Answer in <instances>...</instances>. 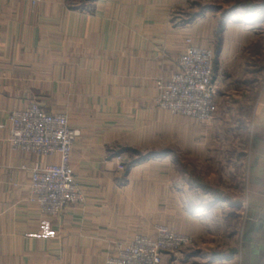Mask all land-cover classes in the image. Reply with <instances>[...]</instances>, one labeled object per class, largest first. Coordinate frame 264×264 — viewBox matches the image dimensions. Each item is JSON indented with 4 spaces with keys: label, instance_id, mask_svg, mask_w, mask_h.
Segmentation results:
<instances>
[{
    "label": "crops",
    "instance_id": "1",
    "mask_svg": "<svg viewBox=\"0 0 264 264\" xmlns=\"http://www.w3.org/2000/svg\"><path fill=\"white\" fill-rule=\"evenodd\" d=\"M210 5L212 0H42L36 6L0 0V264H105L136 236L154 238L159 210L200 219L193 212L228 205L205 182L212 139L204 124L156 104L158 82L179 72L187 41L196 45L192 31L208 19ZM191 10L193 20L185 22ZM241 15H230L227 24ZM258 97L257 170L253 158L248 192L261 197L244 206L264 210V90ZM33 104L48 114H67L80 134L71 166L83 202L59 217L31 203L28 190L34 168L58 158L16 151L8 141L9 115ZM148 179L150 190L144 191ZM212 194L214 204L207 206L205 196ZM245 236L246 249L253 240ZM237 257L234 252L221 262Z\"/></svg>",
    "mask_w": 264,
    "mask_h": 264
},
{
    "label": "rangeland",
    "instance_id": "2",
    "mask_svg": "<svg viewBox=\"0 0 264 264\" xmlns=\"http://www.w3.org/2000/svg\"><path fill=\"white\" fill-rule=\"evenodd\" d=\"M86 1L90 0H82V3ZM212 3L207 7L208 19L192 31L191 36L198 37L196 45L192 38L190 40L196 47L211 48L215 52L218 113L213 122H200L207 130V138L212 139L207 145L205 173L209 179L205 182L209 189L216 186L221 192L217 197L227 200L228 205L193 212L198 213L196 217L202 216L200 219L188 211H157V229L167 228L188 240L174 254H165L169 257L164 258L163 264H264V210L244 206L247 202L257 203L261 197L248 192V187L253 158L257 170L259 148L253 147V118L258 96L264 90V0H212ZM237 12L244 14L243 17L233 25L227 24L230 15ZM245 14H250L249 18L244 17ZM188 15L184 21L190 23L194 11ZM243 27H249L250 31ZM197 30L204 32L198 34ZM224 47L226 52L220 60ZM191 174L196 180L195 168L191 169ZM148 180L143 183L144 191L150 190ZM194 197V202H198V197ZM205 198L207 206L214 204L213 194ZM161 199L165 201L166 195ZM180 199L175 196L174 201ZM247 233L253 241L245 249ZM234 252L238 253L234 262H221V257Z\"/></svg>",
    "mask_w": 264,
    "mask_h": 264
},
{
    "label": "built area",
    "instance_id": "3",
    "mask_svg": "<svg viewBox=\"0 0 264 264\" xmlns=\"http://www.w3.org/2000/svg\"><path fill=\"white\" fill-rule=\"evenodd\" d=\"M33 6L42 0H26ZM156 104L173 116L211 123L218 113L215 84V52L199 48L189 39L179 59V72L169 82H158ZM9 144L16 151L58 162L34 168L28 190L30 202L48 216L59 217L83 202V194L71 166L74 144L79 132L70 127L65 113L48 114L37 105L8 117ZM5 128V126H1ZM121 163L122 157L118 158ZM121 169H124L122 165ZM188 240L167 228H158L154 238L136 236L121 247L105 264H163L165 254H174Z\"/></svg>",
    "mask_w": 264,
    "mask_h": 264
}]
</instances>
